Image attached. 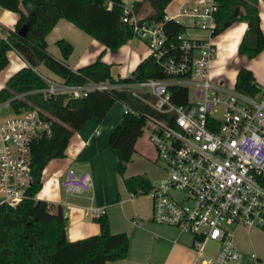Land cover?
<instances>
[{
	"label": "built area",
	"instance_id": "1",
	"mask_svg": "<svg viewBox=\"0 0 264 264\" xmlns=\"http://www.w3.org/2000/svg\"><path fill=\"white\" fill-rule=\"evenodd\" d=\"M216 10L217 0H199L155 21L138 15L132 4L122 5L121 21L131 28L132 37L146 44L165 77L68 84L41 75L46 85L34 92L47 98H84L91 91L127 90L148 110L122 103L121 113L144 118L146 142L164 174L148 189L130 192L129 198L148 195L151 221L191 234L194 255L201 256L204 241L217 242L215 256L206 257L203 264H258L256 254L236 246L232 230L264 224V88L249 96L211 81ZM168 19L184 26L183 32L166 37L162 25ZM188 29L206 35L193 36ZM180 88L186 91V101L175 104L172 98L181 94ZM13 112L0 122V206L29 198L30 144L51 134V120L39 107L21 106ZM60 177L65 193L88 192L92 185L86 171L73 167ZM61 210L65 218L67 211ZM100 214L92 207L84 212L88 218Z\"/></svg>",
	"mask_w": 264,
	"mask_h": 264
},
{
	"label": "trees",
	"instance_id": "2",
	"mask_svg": "<svg viewBox=\"0 0 264 264\" xmlns=\"http://www.w3.org/2000/svg\"><path fill=\"white\" fill-rule=\"evenodd\" d=\"M169 2L139 0L133 1L132 7L138 12L147 3L151 11L146 18L158 21L165 15L164 9ZM20 3L25 12L19 9ZM256 3L257 0H217L214 15L212 36L233 21H242L247 25L237 45V52L248 58L264 50ZM0 6L18 14L9 35L0 38V70L7 64L6 52L9 49L14 50L27 63L6 79L4 87L0 89V103L8 100L12 111L21 106L39 107L51 120L50 136L38 137L30 144L32 181L27 189L29 198L14 206H0V264H105L123 259L128 248L127 236L124 232L111 233L104 213L94 218L99 225L98 233L68 241L65 237L66 219L62 216L60 205L53 206L43 199L34 198V195L42 186L43 168L50 160L64 156L72 132L79 129L87 119L103 117L115 100L141 111L148 109L125 89L91 91L84 98H70L66 102L67 97L64 95L47 98L38 91L34 92L46 85L36 67L43 65L49 73L68 84H85L87 81L119 83L163 78L165 75L150 55L143 58L127 77L114 79L109 74V64L98 59L75 71L68 68L64 60L71 52L72 45L64 39L55 41L60 51V60L47 52L45 35L60 18L69 20L100 44L115 51L132 37L131 28L120 19L122 4H113L107 8L93 0H0ZM23 23H27L24 37L17 34ZM162 26L169 38L185 29L171 19L163 22ZM236 73L233 89L249 96L260 93L261 89L249 70L241 67ZM180 92V95L172 98L175 104H184L186 101V91L182 88ZM143 123L141 115L122 114L120 122L107 140L109 146L119 153L121 160L117 163V172L127 192L146 190L151 186V182L143 175H123L135 141L142 133Z\"/></svg>",
	"mask_w": 264,
	"mask_h": 264
},
{
	"label": "crops",
	"instance_id": "3",
	"mask_svg": "<svg viewBox=\"0 0 264 264\" xmlns=\"http://www.w3.org/2000/svg\"><path fill=\"white\" fill-rule=\"evenodd\" d=\"M93 1L109 8L113 4L130 5L133 1L139 0ZM197 2L199 0H170L164 9L165 15L175 16L183 6ZM18 7L25 12L21 3ZM256 7L259 28L264 40V0H257ZM150 11L148 4L144 3L137 13L141 17H147ZM17 18L18 14L0 6V38L9 35ZM246 26L242 21H233L231 25L211 38L216 47L209 62L208 73L211 81L221 84L225 90H233L236 72L241 67L253 74L259 88H264V50L250 58L237 52V45ZM188 30L190 34L196 32ZM58 39H64L72 45L71 52L64 60L68 68L75 71L98 59L109 64V70L113 72L111 77L114 79L127 77L135 66L149 55L146 44L135 36L122 43L114 53L110 54L104 44H100L87 32H83L63 18L58 19L45 35L47 52L60 60V51L55 45ZM6 57L7 64L0 70V89L4 87L10 75L27 65L12 49L6 52ZM36 69L42 76L56 77L49 73L43 65H38ZM69 99L67 98L65 102ZM115 101L120 103L116 112L109 114L110 110H108L101 118L91 117L79 129L72 132L62 159H52L43 168L42 186L40 192L36 193V198L43 199L53 206L59 204L67 211L65 237L68 241L99 232L95 217H90L89 221L90 218L84 216L88 207L102 211L107 216L111 233L124 232L128 241L126 255L123 259L108 261L105 264H203V259L215 256L218 249L217 242L204 241L200 248L201 256H196L192 251L191 234L181 232L175 226L151 221L150 200L149 211L141 212L135 211L138 210L135 206H132L134 211L130 208L128 203L132 200L131 198H126L128 201L119 199L114 181L120 182L125 189L122 177L118 174L117 167L115 169L114 166L101 159V149L106 145L105 140L122 117V102ZM60 162L65 164L64 168L58 167ZM67 167H73L76 171H86L91 176L92 185L88 192L69 194L63 191L64 195L60 193V176ZM125 176L128 175L125 174ZM136 214L139 218L138 222L134 219ZM232 238L243 253L256 254L258 264H264V224L255 227L238 225L232 230ZM206 264H215V262L211 261ZM244 264L250 263L245 262Z\"/></svg>",
	"mask_w": 264,
	"mask_h": 264
},
{
	"label": "rangeland",
	"instance_id": "4",
	"mask_svg": "<svg viewBox=\"0 0 264 264\" xmlns=\"http://www.w3.org/2000/svg\"><path fill=\"white\" fill-rule=\"evenodd\" d=\"M192 35L197 36V37H205V32L200 31V32H191ZM108 52L110 54L114 53V51H111L110 49H108ZM110 68V66H109ZM109 74L113 75V72L111 70H109ZM111 75V76H112ZM119 102H113V104L110 106V108L108 110L109 114H113L114 112L117 111V109L119 108ZM14 112L12 111L9 103L4 102L2 104H0V122L3 121L5 118L13 116ZM148 135V129L146 127L142 128V133L139 137H137V140L135 141V147L134 150L132 151V153L130 154L129 157V161L126 163V167L124 170V175H143L145 176L149 181H156L158 180L160 177H162L163 174V170H161V164L160 162L154 158V152L153 149L151 148V146L149 145L148 142H146L145 136ZM109 136V134H108ZM108 136L107 139L105 140V147L103 149H101V159L104 160V162H106L107 164L109 163L110 165L114 166L116 169L117 163L118 161H120V157H119V153L116 150H113L110 146L109 143L107 142L108 140ZM62 158L59 159H55V160H60ZM59 168H64L65 164H63L62 162L59 163L58 165ZM66 169V168H65ZM121 180V179H120ZM60 183V180H59ZM118 182L117 180L114 181V187L116 188L117 192L119 193V199L122 200L124 199L125 201H128L126 198H129V194L130 192H127L123 186L121 185V183ZM60 188V193H62L63 195L65 193H63V189ZM40 192V190H39ZM38 192V193H39ZM149 196L146 194H139V196L133 198L128 204L130 206V208L134 211V208H132V206H135V208H137L138 210L135 211H144V212H148L149 211ZM126 203V202H125ZM138 215H135V220L138 222L139 218H137ZM88 219V218H87ZM89 221L91 220L88 219Z\"/></svg>",
	"mask_w": 264,
	"mask_h": 264
},
{
	"label": "water",
	"instance_id": "5",
	"mask_svg": "<svg viewBox=\"0 0 264 264\" xmlns=\"http://www.w3.org/2000/svg\"><path fill=\"white\" fill-rule=\"evenodd\" d=\"M26 27H27V23H23L19 27L18 32H17L18 36L20 35V36L24 37L26 35V31H27Z\"/></svg>",
	"mask_w": 264,
	"mask_h": 264
}]
</instances>
